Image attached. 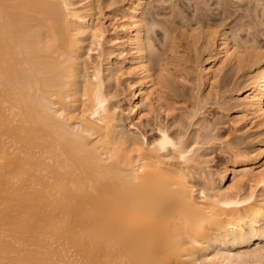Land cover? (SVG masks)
Segmentation results:
<instances>
[{"label":"bare ground","instance_id":"1","mask_svg":"<svg viewBox=\"0 0 264 264\" xmlns=\"http://www.w3.org/2000/svg\"><path fill=\"white\" fill-rule=\"evenodd\" d=\"M99 2L0 0V264H264V141L256 156L228 148L217 173L200 152L212 138L191 145L160 123L152 140L128 131L170 110L159 84L188 37L154 53L146 0L124 1L125 21L111 17L108 30ZM208 37L200 76L225 88L224 68H247L233 123L264 126V51Z\"/></svg>","mask_w":264,"mask_h":264},{"label":"rangeland","instance_id":"2","mask_svg":"<svg viewBox=\"0 0 264 264\" xmlns=\"http://www.w3.org/2000/svg\"><path fill=\"white\" fill-rule=\"evenodd\" d=\"M99 1L95 0V2ZM108 1L109 0H101L98 4L99 9L101 8V12L99 10L95 12L98 15L96 17L99 18L98 22H101L107 30L111 29L109 24L112 18L115 19L116 17L115 20L117 23L118 21L119 23L123 20L125 21L126 18L124 17L126 16L124 15L127 14L126 11H124V6L126 4L124 1L127 2L128 0H121V2L120 0H113L117 5L116 3H110L107 7L106 5L104 6ZM203 1L207 3H203ZM256 1L257 0H235L234 2L233 0H210L209 2V0H146L145 15L143 14L142 17L144 16L145 20L149 22L150 13H156L154 21L157 22V28L153 30L156 34L151 35L153 31L149 32L153 40L150 47L152 51L160 53L164 50L165 52V47H167L169 43L171 44V37L175 34L176 39L178 37L177 41H187L183 43L184 45L180 43L183 48L182 50L180 48V50L185 52L181 53L180 51L181 57L183 56L181 60L177 65L171 63L168 68L170 77L167 76L169 79L165 80V82L169 81L168 83L166 82L168 85L164 83L163 86L162 82L159 84V89L164 99L163 101L165 104L171 106L170 110L166 114L155 113L149 120L141 119L140 122L133 120L132 123L135 124L138 129L128 130L130 127L126 125L128 131L134 133L137 131L136 134L147 132V139L152 140L157 137L153 134L154 131L152 129L156 124L160 123L168 129L170 135L173 134L175 136V132L186 133L188 142H191V145L195 144V142H200L205 138L204 136H207L205 138L206 140H208L207 138H212L213 140H211L210 146H203L200 150H205L200 152H203L207 158V164L203 166L217 173H219V171L221 172L225 165L229 166L230 162L233 161L232 155L228 151L230 147L234 149L233 151L235 153H243L246 156H256L260 154L262 150L261 142L264 141V135L262 134L264 126L256 127V122L250 121V119L237 124L233 123V112L239 109L240 98L237 96L234 84L238 82L239 84L242 83L241 86H244L243 82L246 78L245 75L248 73V69L244 68L241 72L236 74L235 72L229 71V67L224 68L220 77L230 82L225 88H220L217 84L208 85L209 83L206 81V78L201 77L199 74L200 65L203 64V61L208 57V52L213 49L212 41L208 37L212 32L216 34L225 32L227 35L229 33V36L231 35L236 39L237 44L238 42L241 44L240 41L245 44L243 40L248 41V43L252 41L251 45L255 42V45L253 44L255 48L254 46L250 48L247 42L245 46L242 43V47H248V51L250 52L259 51L257 48H259L260 51H264V7H261L264 6V4L259 3V1L262 2L261 0ZM197 4L199 5L197 6L199 10L197 9L196 11L195 7ZM258 4L262 5L259 6ZM120 7H122L123 10ZM191 29L194 31H191ZM172 31L173 34L171 33ZM165 32L168 34L170 33V37L167 34L168 38H170L168 41L170 42H167L166 45L164 43L166 39ZM181 32L184 34L183 36H185V38H188L185 39L182 35L180 37L179 34ZM190 33H192V35ZM187 42L188 45L186 46ZM240 44L239 46H241ZM106 48L107 47L104 46L105 50H107ZM124 53L129 54L128 51ZM149 53L148 51L147 54ZM152 53H150V56ZM95 56L93 52L91 56L92 59H95ZM197 57L202 60L201 63L199 60H196ZM151 63V67L154 68V70L152 68V71L156 72L154 76L159 78L158 75L160 74V70L156 69L157 64L155 61ZM172 65L175 66L173 67ZM175 67L177 69H175ZM128 77L126 73L118 79L116 90L118 91V95L120 93V99H123V96H125L124 98L129 97V94L126 95V80ZM158 81L160 82V79ZM170 93L173 94L170 95ZM204 103L207 104L203 106ZM197 106L199 108L203 106V109H200L201 111L197 110L198 113H195L196 109H199ZM120 111L125 115L128 114L129 108L127 105L122 104L120 106ZM233 172L234 170L228 175V181H231Z\"/></svg>","mask_w":264,"mask_h":264},{"label":"snow or ice","instance_id":"3","mask_svg":"<svg viewBox=\"0 0 264 264\" xmlns=\"http://www.w3.org/2000/svg\"><path fill=\"white\" fill-rule=\"evenodd\" d=\"M61 115H63V114H61ZM166 142L170 143V141H168L167 136H165L164 140L161 141V145L163 146V144L166 143ZM181 159H183V157H181ZM141 171H143V169H141ZM261 186H264V182H262ZM200 195L203 197L205 194L203 192H201Z\"/></svg>","mask_w":264,"mask_h":264}]
</instances>
